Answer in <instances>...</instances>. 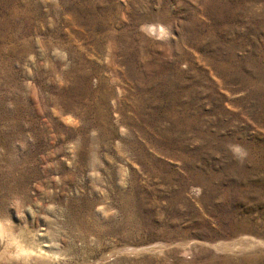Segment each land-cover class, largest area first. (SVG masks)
Instances as JSON below:
<instances>
[{"label":"rangeland","instance_id":"obj_1","mask_svg":"<svg viewBox=\"0 0 264 264\" xmlns=\"http://www.w3.org/2000/svg\"><path fill=\"white\" fill-rule=\"evenodd\" d=\"M0 264H264V0H0Z\"/></svg>","mask_w":264,"mask_h":264},{"label":"bare ground","instance_id":"obj_2","mask_svg":"<svg viewBox=\"0 0 264 264\" xmlns=\"http://www.w3.org/2000/svg\"><path fill=\"white\" fill-rule=\"evenodd\" d=\"M0 224H1V223H0ZM1 227H2V225H0V231L2 230ZM2 228H3V227H2ZM3 229H4V228H3Z\"/></svg>","mask_w":264,"mask_h":264}]
</instances>
